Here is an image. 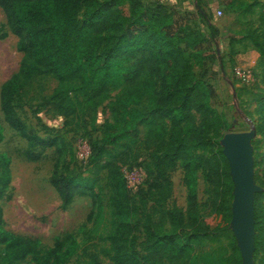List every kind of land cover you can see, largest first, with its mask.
I'll list each match as a JSON object with an SVG mask.
<instances>
[{
	"label": "trees",
	"instance_id": "16d2710c",
	"mask_svg": "<svg viewBox=\"0 0 264 264\" xmlns=\"http://www.w3.org/2000/svg\"><path fill=\"white\" fill-rule=\"evenodd\" d=\"M0 9L22 54L18 70L0 87V111L8 127L26 141V160L38 161L52 148L59 152L55 141L26 130L18 116L23 93L38 79L51 78L57 83L43 98V107L63 117L65 124L76 120L93 130L98 107L116 93L112 123L105 122L98 130L97 146L79 136L89 151L85 163L93 164L95 175L100 170L106 172L107 205L118 223L108 238L110 248L104 250L108 263L95 257L93 264H186L190 240L201 229L187 231L198 225L196 219L190 222L196 207L198 174L213 196L221 199L224 193L220 227H229L233 184L220 147L228 123L215 108L213 87L204 81L216 60L215 54L207 53L216 45L215 40L205 44L196 32L183 29L168 13L150 12L139 0H0ZM199 14L204 17L203 12ZM208 27L217 33L216 28ZM193 57L199 62L198 74L193 71ZM158 83L149 111L138 110L142 98L153 95ZM138 128L146 129L142 144L151 153L143 167L145 179L132 194L123 170L130 171L138 159L137 154L131 159ZM2 141L0 127V144ZM209 146L214 148L213 157L197 154ZM177 164L184 170L190 211L186 216L181 210L159 212L154 220L158 212L152 209L170 197L169 174ZM95 183L89 184V179L75 171L59 172L56 164L49 178L63 210ZM10 185V160L0 153V200ZM149 202L153 205L148 211ZM167 218L171 231L163 233ZM254 230L258 231L256 223ZM260 239L264 252L262 233ZM140 240L145 245L143 251L138 249ZM258 246L255 236L254 255ZM232 248L233 254L216 264H242L235 242ZM76 249L70 234L44 248L37 241L9 233L0 206V264H65Z\"/></svg>",
	"mask_w": 264,
	"mask_h": 264
},
{
	"label": "rangeland",
	"instance_id": "374dc122",
	"mask_svg": "<svg viewBox=\"0 0 264 264\" xmlns=\"http://www.w3.org/2000/svg\"><path fill=\"white\" fill-rule=\"evenodd\" d=\"M139 1L150 12L168 13L174 20H178L183 29L196 32L198 39L205 44L212 39L216 42L215 46H210L207 50V53L215 54L216 60L204 81L213 87L217 96L215 108L227 120L228 128L224 135L228 132L251 135L253 180L260 188L254 194L253 202L254 219L256 217L254 222L258 228V231L254 230V237L256 236L259 246L256 255L253 253L252 264H261L264 256L260 245V234L264 236V0ZM85 8L84 4L80 20L83 19ZM200 12H203L204 17L200 16ZM209 25L216 28L215 35L211 33ZM17 41L0 9V87L19 68L22 54L17 51ZM191 64L194 73L198 74L200 67L195 57L191 58ZM56 84L51 78L38 79L23 93L18 116L26 130L43 140L55 141L59 152L52 148L46 150L38 161L26 160V141L8 127L0 111L3 134L0 153L9 158L11 170L10 189L0 200L4 228L11 234L37 241L44 248H51L61 235L70 234L77 249L65 264H93L95 257L108 263L104 250L110 248L108 238L118 223L107 205L109 194L105 188L106 172L100 170L95 175L96 168L93 164L85 163L89 151L86 141L79 136L90 141L93 147L97 146L95 140L99 135L98 130L105 122L112 123L111 110L117 96L113 93L110 99L98 107L94 123L96 130H93L76 120L65 124L63 117L41 105L43 98L52 93ZM158 91L159 83L153 95L142 98L137 109L149 111L152 96H156ZM196 116L199 120V113ZM146 135L145 128H138L136 145L133 146L131 155L132 159L133 154H137L138 159L132 163L130 171L123 170L132 194L137 193L145 179L143 167L151 153L142 144ZM197 154L213 157L214 148L209 146ZM105 159L106 155L100 159V163ZM55 164L59 172L67 169L80 173L81 178L89 179V184L96 180L92 188L85 190V195L76 196L65 210L61 209L59 197L49 184ZM169 182L170 197L166 203L152 209L158 212L154 220H157L159 212L166 214L172 210H181L186 216L190 211L184 170L180 164L170 172ZM195 190L196 207L191 211L190 222L196 219L198 225L187 231L201 229L197 232V237L190 240L186 264H216L229 258L233 254V242L236 244L230 225L227 229L220 227L226 199L224 193L221 199L213 196L214 193L206 187L199 174ZM152 205V202L148 203V211ZM166 223L163 233L171 231L168 218ZM69 243H66L65 248ZM144 248L143 240H140L138 249L143 251Z\"/></svg>",
	"mask_w": 264,
	"mask_h": 264
},
{
	"label": "water",
	"instance_id": "95a60500",
	"mask_svg": "<svg viewBox=\"0 0 264 264\" xmlns=\"http://www.w3.org/2000/svg\"><path fill=\"white\" fill-rule=\"evenodd\" d=\"M233 184L230 228L242 264H252L254 253V194L260 191L253 180V148L249 133H226L221 142Z\"/></svg>",
	"mask_w": 264,
	"mask_h": 264
},
{
	"label": "built area",
	"instance_id": "2783aa9c",
	"mask_svg": "<svg viewBox=\"0 0 264 264\" xmlns=\"http://www.w3.org/2000/svg\"><path fill=\"white\" fill-rule=\"evenodd\" d=\"M218 14L220 15V12Z\"/></svg>",
	"mask_w": 264,
	"mask_h": 264
}]
</instances>
